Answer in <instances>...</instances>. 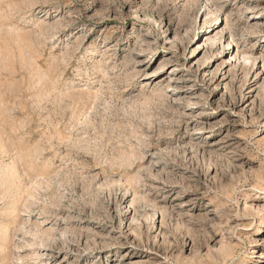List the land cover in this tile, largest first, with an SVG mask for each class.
I'll return each mask as SVG.
<instances>
[{
    "label": "rangeland",
    "instance_id": "374dc122",
    "mask_svg": "<svg viewBox=\"0 0 264 264\" xmlns=\"http://www.w3.org/2000/svg\"><path fill=\"white\" fill-rule=\"evenodd\" d=\"M0 264H264V0H0Z\"/></svg>",
    "mask_w": 264,
    "mask_h": 264
}]
</instances>
